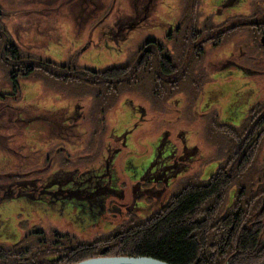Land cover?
Wrapping results in <instances>:
<instances>
[{
	"label": "rangeland",
	"instance_id": "1",
	"mask_svg": "<svg viewBox=\"0 0 264 264\" xmlns=\"http://www.w3.org/2000/svg\"><path fill=\"white\" fill-rule=\"evenodd\" d=\"M69 1L54 0L53 3L46 4L37 0H0V12L4 15L9 14L7 18L10 17L7 21L4 17L6 27L3 29H7L8 32L4 31L15 40L20 54L37 62L50 60L70 66L65 81L49 78L42 75L39 70L29 79H22L20 99L15 105L34 104L38 112L65 107L69 115L77 110L80 116V119L74 122L73 130V136L78 139L71 140L67 145L60 140L45 139V129L42 131V128L35 125L28 126L23 135L16 139L3 140L9 154L0 153V172L10 169L16 171L17 162L21 159L11 155H22L24 158L26 154L32 152L42 158L39 164L29 167L30 170L39 167V174L63 166L61 156L68 159L71 167L75 165L83 167L91 163L97 165L103 152V145L109 143L122 148L113 168L116 170L119 186L123 189V197L108 201L107 208L112 211L110 213L107 211L92 225L86 223L82 225L74 216L75 209L68 207L62 209L57 206L46 207L44 204L31 203L24 199L6 201L0 204L1 244L24 240L26 232L37 227L42 231L40 234L45 237L47 234L51 235L50 231L53 229L66 233L70 236L69 239L73 240V244L90 243L110 235L121 227L125 228L137 221L136 218L131 219L124 213V207L132 200L131 188L135 183L134 178H140L145 167L154 158L158 140L167 137V140L176 147V153L177 149L182 152L184 144L196 147L198 158L186 174L175 178L163 190L160 184H155V190L140 199L139 209L142 217L160 209L187 183H195L197 179L205 180L215 173L221 164L225 166L231 162L236 154L241 153L246 139L251 135L255 136L260 129L255 131L252 120L245 123L247 118L252 119L257 115V112L251 114L250 109L256 103L264 102V70L257 69L254 60L247 62L240 58L243 55L242 49L247 51L254 49L258 43L263 44L262 40H256L258 43L253 41L255 27L252 26H249L251 30L245 27L233 32L229 36L230 40L224 44L218 42L220 46L213 45L212 40L206 39L209 35L201 31L200 34L203 35L199 36L197 43L198 46L205 43L204 49H207V53L201 60L189 65L194 46L192 44L184 60H175L179 65L177 71L179 74L175 73L171 86L178 85V80L185 77L183 86L186 83L187 87L176 94L171 95L161 88H155L153 81L133 84L134 73L130 72L126 77L128 84L126 81H112L105 86L97 74L91 78L87 77L88 81L84 76L86 84L77 83L75 80L76 73H81L83 69L103 70L118 64L136 63L138 50L143 48L148 40L161 42L173 57L177 56L178 50H174V41H179L175 35L180 30L187 32L181 37L182 40L195 35L198 30L205 27V23L217 26L231 25L237 19L252 16L254 10L251 14L250 4L252 2L254 5V0H243L234 7L224 6L226 0H153L151 14L145 22H139L140 26L133 31H126L124 40L112 41L100 47L91 46L89 38L97 41L98 29L103 27L104 23L112 24L121 16H126V21L135 18L137 15L135 8L139 0H114V10L105 18L106 22L98 24L97 21L90 24V27L85 25V21L81 26L75 25L72 15L77 9ZM111 1L95 0L98 18L104 13L101 9ZM184 10L188 13L191 32L183 28V22L187 21ZM210 16H213L212 24L204 20ZM245 30L248 31L247 34L237 33ZM236 43L239 50L235 46ZM230 57H239L241 71L233 69L215 73L214 70L219 69L220 64ZM153 66H156L155 62ZM11 69L12 66L0 60V96L9 99L11 84L8 74ZM242 69L253 74L255 69L259 75L249 78ZM138 75L141 76L139 73ZM121 84L126 85V89L117 91L116 94H107L110 91L106 92V88H120ZM36 89L39 90L34 92ZM255 106L254 111L257 107ZM225 125L239 128L236 130L240 137L235 138L229 132V135L224 133L221 128ZM2 132L4 134L5 130ZM123 133H126V143L121 139ZM45 157L50 159L47 167ZM80 159L90 161L81 164ZM175 159L176 154L172 161ZM235 167L236 163L233 164V169ZM244 179L246 186L253 180L256 185L251 193L245 188L248 201H251L258 192H264V139L256 149V155ZM239 188H234L227 196L225 193L224 201L230 199L228 203H232ZM158 190L159 195H149ZM229 208L231 211L234 209L233 203ZM66 247L58 248V253L66 250ZM232 259L233 257L228 258L226 264H230Z\"/></svg>",
	"mask_w": 264,
	"mask_h": 264
},
{
	"label": "trees",
	"instance_id": "2",
	"mask_svg": "<svg viewBox=\"0 0 264 264\" xmlns=\"http://www.w3.org/2000/svg\"><path fill=\"white\" fill-rule=\"evenodd\" d=\"M53 1L37 0V2L46 4L53 3ZM242 1L226 0L224 6L234 7ZM152 2L153 0H139L137 8H135L137 11L135 18L126 21V16H121L112 24L105 25L106 23H104V26L98 29L97 41L89 38V44L100 47L102 44L112 41L124 40L126 31L135 30L140 26L141 21L145 22L149 18ZM69 3L77 9L76 13L72 15L75 25L81 26L85 21V25L89 27L97 21H99L98 24L102 21L106 22L105 18L114 10L115 4L112 0L103 7L101 10L104 13L101 18H98L99 12H96L97 3L95 0H70ZM253 4L252 2L250 4L251 14L254 10L252 16L250 15L252 19L250 16L236 18L237 21L228 26L205 23L206 28L203 27L195 35L182 40L181 37L187 32L183 29L180 30L175 35L179 41H174V50H178L177 56L173 57L168 49L161 45V42L148 40L145 46L138 50L136 63L118 64L103 70L83 69L81 71L83 75L76 73L75 80L77 83L86 84L84 76L88 81L87 77L91 78L97 74L105 86H108L112 81H126L128 84L126 77L130 72L134 73L133 82L135 83L132 82L133 84L153 81L155 88H161L165 93L171 95L179 93L181 89H187V87L186 83L183 86L185 77L178 80V85L171 86L175 73L179 74L177 73L179 65L175 63V60H184L192 44L194 46L189 65L201 60L206 55L207 49H204L205 43L198 46L197 39L200 35L208 34L206 39L212 40L213 45H218V42L224 44L228 39L230 40L229 36L233 32L252 26L255 27L253 41L263 39L264 0H254ZM87 8L92 10L89 11ZM184 14L187 21L183 22V28L191 32L188 13L185 10ZM7 16L9 14L4 15L0 12V60L12 66L8 74L11 84V99L0 96V153L9 154L3 140H12L22 136L24 130L30 125L40 127L42 131L45 129V139L47 140H60L66 145L71 140H77L78 137L73 136L74 122L80 119L77 110L69 115V111L65 107L38 112L34 104L15 105L20 99L22 79H29L35 71L39 70L42 75L49 78L65 81L70 72V66L50 60L37 62L20 54L15 40L5 32L7 29H3L6 27L4 17L6 21L10 19ZM212 19L213 16H210L204 20L212 24ZM35 31L40 34L38 30ZM201 31L206 33L200 34ZM237 33L247 34L248 31ZM235 46L237 50L240 49L237 43ZM249 51L251 53H248ZM242 53L240 58L247 62L254 60L258 66L257 69L264 70V44L258 43L254 49L247 51L242 49ZM153 62L156 66H153ZM238 63L239 57H230L225 59L219 69H215L214 72L233 69L241 71L242 66ZM253 70L254 74L245 69L243 73L249 78L258 76V71ZM138 73L141 75L140 77ZM124 84H121L120 88H106L105 90L106 92L110 91L107 94H116L117 91L126 89ZM255 105L256 111L253 106L250 113L257 112L256 117L247 118L245 123L252 120L255 131L260 129L255 136L251 135L246 139L241 153L236 154L233 160L225 166L221 164L222 166L220 165L217 171L206 177L205 180L197 179L195 183H187L179 193L174 194L157 211L142 217L139 209L140 199L147 197L146 194L153 191L155 184H160L163 190L175 178L186 174L198 158L197 148L189 147L187 144L183 145L182 152L177 149L176 153V147L170 140H167L166 136L163 140H158L154 158L145 167L140 178L133 177L135 183L131 188L132 200L124 207V213L131 219L136 218L135 223L125 228L121 227L114 233L94 242H75V244L66 233L63 234L53 229L50 231L52 234H47L45 237L40 234L42 231L37 227L33 231L26 232L24 240H17L11 244H1L0 242V263L72 264L99 256H131L152 257L168 264H226L225 261L232 257L230 264H264V192H258L251 201H248L249 197L245 188L248 193H251L256 185L253 180L246 186L244 179V175L256 155V149L264 139V102ZM221 129L228 135L229 133L233 134L235 138L240 137L237 134L239 128L225 125ZM3 130H5L4 134ZM121 139L126 143V133L122 134ZM98 144L100 145L99 142ZM124 145L126 146V144ZM121 152L122 148L109 143L105 144L98 160L99 163L97 165L91 163L83 167L76 165L71 167L68 159L61 156L60 161L64 165L50 169L45 174H39V167L31 170L29 168L34 164H39L42 160L41 156L36 153L26 154L24 158L22 155H11L21 161L17 162L16 171L13 172L10 169L0 172V204L24 199L31 203L44 204L46 207L57 206L60 209L68 207L75 209L74 216L80 220L82 225L84 223L92 225L107 211L108 213L112 211L107 208L108 201L123 197V189L119 186V179L113 168ZM175 154L176 159L172 161ZM36 157L38 158L34 159ZM89 161L80 159L79 163L86 164ZM44 162L47 167L50 159L45 157ZM234 163H236L235 169H233ZM133 171L135 172V170ZM238 187L240 188L236 199L232 202L234 209L231 211L229 206L232 203H228L230 199L227 202L224 201V194L226 193L227 196L228 192L231 193L234 188ZM153 194L159 195V190L149 195ZM63 247H66V250L58 253V248Z\"/></svg>",
	"mask_w": 264,
	"mask_h": 264
},
{
	"label": "water",
	"instance_id": "3",
	"mask_svg": "<svg viewBox=\"0 0 264 264\" xmlns=\"http://www.w3.org/2000/svg\"><path fill=\"white\" fill-rule=\"evenodd\" d=\"M264 44V38L262 39ZM72 264H168L152 257L99 256Z\"/></svg>",
	"mask_w": 264,
	"mask_h": 264
},
{
	"label": "crops",
	"instance_id": "4",
	"mask_svg": "<svg viewBox=\"0 0 264 264\" xmlns=\"http://www.w3.org/2000/svg\"><path fill=\"white\" fill-rule=\"evenodd\" d=\"M23 87V86H22ZM23 90V89H22ZM37 90H39V89H36L34 92H36ZM24 92V91H23Z\"/></svg>",
	"mask_w": 264,
	"mask_h": 264
}]
</instances>
